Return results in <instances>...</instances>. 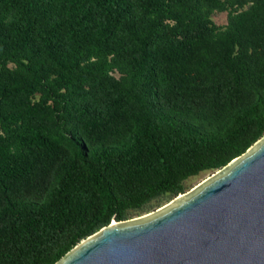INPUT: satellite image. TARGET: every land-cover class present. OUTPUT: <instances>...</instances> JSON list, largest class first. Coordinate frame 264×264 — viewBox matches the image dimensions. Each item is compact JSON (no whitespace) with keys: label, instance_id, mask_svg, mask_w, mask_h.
I'll return each instance as SVG.
<instances>
[{"label":"trees","instance_id":"16d2710c","mask_svg":"<svg viewBox=\"0 0 264 264\" xmlns=\"http://www.w3.org/2000/svg\"><path fill=\"white\" fill-rule=\"evenodd\" d=\"M263 134L264 0H0V264H55Z\"/></svg>","mask_w":264,"mask_h":264},{"label":"water","instance_id":"95a60500","mask_svg":"<svg viewBox=\"0 0 264 264\" xmlns=\"http://www.w3.org/2000/svg\"><path fill=\"white\" fill-rule=\"evenodd\" d=\"M174 198L150 215L111 221L55 264H264V134Z\"/></svg>","mask_w":264,"mask_h":264},{"label":"rangeland","instance_id":"374dc122","mask_svg":"<svg viewBox=\"0 0 264 264\" xmlns=\"http://www.w3.org/2000/svg\"><path fill=\"white\" fill-rule=\"evenodd\" d=\"M210 19L216 26H222L225 24V13H213L211 15ZM214 172L215 171H204V172L197 174L196 176L189 177L188 179H186L183 182V186H184L183 193L180 196L177 195L176 198H179L182 195L187 194L190 191H192L200 183H202L206 179L210 178L214 174ZM176 198H174V199H176ZM169 203H170V200L169 201L163 200L160 202H152L150 205V208L147 211L140 212V213H131L129 215V219H127V220L138 219V218L144 217L146 215H150L156 211H159L160 209H163Z\"/></svg>","mask_w":264,"mask_h":264}]
</instances>
